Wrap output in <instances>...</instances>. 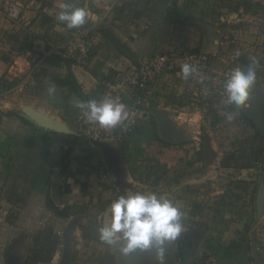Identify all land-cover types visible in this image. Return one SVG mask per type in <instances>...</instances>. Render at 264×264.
Returning a JSON list of instances; mask_svg holds the SVG:
<instances>
[{
    "label": "crops",
    "instance_id": "obj_1",
    "mask_svg": "<svg viewBox=\"0 0 264 264\" xmlns=\"http://www.w3.org/2000/svg\"><path fill=\"white\" fill-rule=\"evenodd\" d=\"M4 1L3 11L9 3L16 2L22 6L23 13L17 23L5 17L1 20L2 49L11 52L7 60H0V77L7 73L11 57L14 58L16 53L14 49L24 46L23 53L31 54L38 68L32 78L20 76L19 85L10 94H0V264L6 261L12 240L16 242L17 239L19 243L12 251L15 264H18L16 257L24 258L25 262L32 254L39 258V240L43 236H40L42 228L39 230L37 226L42 225L47 228L44 237L49 234L56 238L63 236V250L50 261L52 264H70L71 261L75 264H119L121 254L118 250L101 243L98 237L96 241L90 240L89 233L98 236L97 230L106 220L109 203L118 197L117 187L127 192H150L144 179L153 165L161 170L156 178L155 193L167 196L181 208L188 207L191 202L197 203L194 207L201 205V198L194 195L199 188L209 189L210 196L223 197L226 193L223 185L232 184L238 188L236 199L247 196L257 209L258 189L264 185V172L255 167L258 151L264 150L262 39L250 37V31H218L211 24L201 23L200 29L194 20L192 24L184 25L183 15L193 13L194 0H65V3L88 11V22L80 28H95L94 47L83 65H75L59 56L55 57L56 63H50L44 57L45 53L78 28H67L56 20L53 9L41 8L40 3L32 0ZM42 1L49 3L52 0ZM108 4H113L114 9L107 21L100 23L98 14ZM51 14L52 18L48 20L46 16ZM241 17L230 13L226 19L221 17V22L234 25L248 19ZM8 40H13L14 44ZM178 49L208 52L216 63L219 54L239 50L247 53V57L244 54L235 65L241 68L248 66L253 58L258 61V83L254 86L250 106L246 108L259 118L261 138L259 128L245 114L239 112L231 122L221 118L214 108L215 100H210L207 107L192 106L193 94L209 83L219 68L216 64L207 72L198 71L187 80L182 72L158 77L151 86L153 112L141 121L133 134L104 147L91 144L92 149H87L84 154L89 158L83 161L72 155L66 161L65 172L62 171L61 156L57 167L59 174H48L45 169L49 168L48 162L42 160L51 156L47 148L51 137L61 134L35 131L24 120L22 109L25 106L65 123L72 133L62 135L82 141L83 127L79 131L75 128L81 115L74 107L78 97L54 80L66 78L71 71L88 100L98 99L103 82L120 77L130 64L139 65L152 55ZM5 79L13 81L7 76ZM51 85L56 88L54 96L48 95ZM33 134L40 135L41 139L34 149H24L19 142ZM41 143L39 161L33 153ZM39 173L42 174L40 179H44L38 183ZM204 182L206 184L202 185ZM209 183L220 190L211 192ZM59 204H66L61 213L57 212ZM14 211L18 217L8 221L7 225L3 217L8 220L6 215ZM191 218L196 220L198 216ZM256 218L254 230L264 226V206ZM245 223L240 221L241 226ZM185 225L186 231L179 240L183 242V250L202 236L197 235L195 225L188 222ZM135 254L134 258H144L139 251Z\"/></svg>",
    "mask_w": 264,
    "mask_h": 264
},
{
    "label": "rangeland",
    "instance_id": "obj_2",
    "mask_svg": "<svg viewBox=\"0 0 264 264\" xmlns=\"http://www.w3.org/2000/svg\"><path fill=\"white\" fill-rule=\"evenodd\" d=\"M32 1L35 2L36 0ZM4 3V0H0V10L2 11L4 10ZM194 5L195 7L191 9L193 13H190L189 15H183L184 17L182 23L184 25L187 26L189 25V22L191 23L192 20H194L196 21V26L200 29H202V23L211 24L214 28L218 29V31L220 30L222 32L229 30L241 32L250 31V37H254L256 40L262 39V45H264V0H194ZM230 13H237L242 16L241 18L247 16L248 19H243V21L241 20L240 22L235 23L234 25H232L231 23L229 25L227 21L222 24L221 17H224L226 19L227 15H229ZM94 32L91 33L92 38ZM2 35V32H0L1 61L3 60V58H8L7 56L11 52L10 50L5 51L4 49H2L4 43V41H2ZM8 41H11L14 44L13 40ZM58 41L59 43H61L64 40ZM244 43L252 45V43H250L249 41H244ZM11 49L13 50L14 48L11 47ZM24 49H26L25 46L22 48L20 47V49L18 50L14 49V51H16L14 56L16 54L24 52L22 51ZM244 54L247 57V53H243L242 51H240V54H237L236 51H234L233 53L219 54L218 57L220 59L217 60V63L214 59L211 61V68L214 65L216 66V64H218L219 68L216 72L212 74L213 77H211L208 84L215 85L212 78L221 79L223 77V73H225L226 71L231 72L234 68H237L235 65L240 58H243ZM253 56L257 57V54H254ZM12 59L13 58L11 57V60ZM35 65L36 63H34V66ZM1 72L2 70L0 69V73ZM259 74L260 71H257V83ZM34 75L35 74L31 75L30 78L34 77ZM5 76L8 77L7 73L1 75L0 77V94L6 93L7 95L8 93L10 94L12 92L13 88L19 85V78L12 79L13 81H9L5 79ZM213 96L214 98L212 99L215 100V98H217V94ZM233 111H235V109H233ZM187 121H189V119ZM75 128L77 129V131H79V129L82 128L81 123L77 122ZM81 138L82 141H75L74 139H71L69 137H64L62 134L53 135V137H51L52 141L49 142V145H47L51 156H45L44 160H42L43 162H48L49 168L45 169L49 172L48 174L50 176L52 174L55 176L59 174V169L57 170V167L58 163L60 162V157L63 155H67L69 159L75 156L76 159H80L83 161H86V158H89L85 157L84 154L87 149H92V143L86 138L85 133ZM42 147L43 143H41L37 151L33 153V157H35L36 155V158H38L39 161H41V158L38 156V154L41 155V153H39V150L42 149ZM78 148L79 150L77 151ZM153 166L154 167L151 168V171L147 173L144 179L146 181L145 185L149 186L147 188L150 192L156 191V178L158 177V173L161 172V170L157 169L155 165ZM40 168L43 172H45L43 166H40ZM39 174L40 176L37 179L38 183L39 181L41 182L44 179H40L42 174ZM205 184V182L202 183V185ZM9 186H11V183H9ZM208 186L211 189V192L214 190H220V188H215L213 185H210V183L208 184ZM223 188L226 189V193L223 195L225 199L223 197H219L221 195L210 196V192L208 191L209 189L199 190V188L197 192L194 193V195H196L197 199L201 198V205H195L194 207V204L197 203L191 202L188 207L182 208V210L186 213L183 222H188L189 224L195 225L197 235H202L200 237L198 236V239L196 240V242H194V245H188L184 248V263H187L189 261L190 264H205L206 261L210 258H217L224 264H252L254 260V253L256 252L260 257V264H264V226L254 230L257 221V209L253 207L251 201L247 196L246 199L244 196L242 199H236L235 192L238 190V188L236 189V187L232 186V184H230V186L223 185ZM117 191L119 192L118 196L127 193V191L123 190L122 188L117 189ZM229 193H231V195H227ZM212 198L215 199L210 201ZM57 212L61 213L62 211L57 210ZM192 215L193 217H196L197 215L198 218L196 220H192ZM6 216L8 217V220L4 219L3 217V222H6L7 225H9L8 223L11 222L14 218L16 219L18 217L16 215V211ZM102 217L101 220H103ZM240 221L246 222L245 225L242 224L241 226ZM237 226H240V229H238ZM37 227L39 230L41 228V230L44 229V231L40 230V233H42L40 236H43V239L39 240L41 243V249L38 247L39 250L37 252V255L41 254V256L39 258H36L34 257L35 255L32 254V258H28L26 262L24 258L16 257L18 264H39L38 262H41L42 264H52L50 261L55 258V255L58 254V251L61 252L63 250V236L61 238L60 236L56 238L52 234H49L46 238L44 237V234L46 233L45 231L47 228H44L43 225L41 227ZM20 234H22V232ZM89 235L90 240L96 241L95 239L98 237L97 234L89 233ZM216 238L217 241L215 240ZM194 239H196V237ZM238 241H243L245 243V250L240 253L231 252L229 250L230 246L233 244V242ZM243 242H241L240 244L243 245ZM11 243H13L15 249L17 244L19 243V240L17 239L16 242L12 240ZM140 253L144 254V258H134L136 255L135 252L130 253L129 264H158V260L156 258L154 250L151 252ZM25 254L26 252H24V255ZM11 258L13 260V264H15V258H13L12 252ZM5 260L6 261L3 262V264H9L6 258ZM70 264H75V261H71ZM164 264H180L178 260V242L170 244L166 248Z\"/></svg>",
    "mask_w": 264,
    "mask_h": 264
},
{
    "label": "clouds",
    "instance_id": "obj_3",
    "mask_svg": "<svg viewBox=\"0 0 264 264\" xmlns=\"http://www.w3.org/2000/svg\"><path fill=\"white\" fill-rule=\"evenodd\" d=\"M55 18L67 28L75 29L88 22L89 13L85 8L64 3ZM257 65L258 61L253 58L248 66L234 68L223 82L221 104L235 109L227 115L229 122L236 118L239 110L250 106L252 90L257 83ZM197 71V67L190 63L181 66L185 80ZM55 92V85H51L48 95L54 96ZM74 107L89 123L105 129L118 126L129 115L126 105L111 96L78 100ZM185 216L180 205L165 195L129 191L109 203L106 220L97 230L98 239L117 249L121 255L154 250L158 264H164L166 248L179 241L186 231Z\"/></svg>",
    "mask_w": 264,
    "mask_h": 264
},
{
    "label": "built area",
    "instance_id": "obj_4",
    "mask_svg": "<svg viewBox=\"0 0 264 264\" xmlns=\"http://www.w3.org/2000/svg\"><path fill=\"white\" fill-rule=\"evenodd\" d=\"M113 9V4H108L102 9V12L98 14L100 23H104L109 18ZM22 13L23 8L20 4L16 2L9 3L5 11L0 10V27L3 17L13 23H17L20 21ZM94 31L95 28L92 26L78 28L65 41L47 51L44 57L59 56L75 65L85 64L94 47L91 35ZM236 53L240 54V51L236 50ZM213 58L211 54L205 51L178 49L152 55L139 65L130 64L120 77L103 82V89L98 98L111 96L118 102L124 103L129 113L128 118L114 128L105 129L89 123L81 115L79 122L83 127L86 138L92 144H116L121 142L126 136L133 134L140 126L141 121L150 115L154 100V92L151 86L158 77L181 72V66L185 63L193 64L198 71L206 72L211 69L210 65ZM219 59L218 57L217 60ZM34 63L36 62L31 54L23 52L16 54L9 65L7 75L10 79H16L20 76L30 78L35 73L36 68H38L37 64L34 66ZM229 74L230 71H226L221 79L212 78L215 85L208 84L198 88L193 94L192 106H207L209 100L214 98L213 95L217 94L214 108L221 118H227L228 113L233 111V108L222 105L221 98L223 95V82L225 81L223 79H226ZM255 167L264 172V151L255 159ZM117 188L120 189L119 187ZM65 208L66 204L57 206V210L62 212ZM205 264L224 263L217 258H210Z\"/></svg>",
    "mask_w": 264,
    "mask_h": 264
},
{
    "label": "water",
    "instance_id": "obj_5",
    "mask_svg": "<svg viewBox=\"0 0 264 264\" xmlns=\"http://www.w3.org/2000/svg\"><path fill=\"white\" fill-rule=\"evenodd\" d=\"M151 112H153V109L150 111V113ZM239 112L248 116V118L252 120L253 123L259 128L261 132L260 134V138H261L262 137V126L260 124L259 118L255 116L250 109H247V108H243L239 110ZM22 114L25 118L31 121L34 125L44 129L45 131H50V132H54L58 134H71L72 133L65 123L60 122L38 111L37 109L31 106H25L22 109ZM260 138L258 140H260ZM94 144L99 147H104L107 145L105 143H94ZM263 206H264V185L261 184L258 189V194L256 198V207H257L258 214L262 211ZM13 250H14V245L12 244L9 246L8 251H7V261L9 264H13V260L11 258V252ZM183 256H184V251L181 248L179 251L180 264H184ZM129 257H130V254L121 255L119 264H129V260H130ZM252 264H260V257L258 256L256 252L254 253V260Z\"/></svg>",
    "mask_w": 264,
    "mask_h": 264
},
{
    "label": "trees",
    "instance_id": "obj_6",
    "mask_svg": "<svg viewBox=\"0 0 264 264\" xmlns=\"http://www.w3.org/2000/svg\"><path fill=\"white\" fill-rule=\"evenodd\" d=\"M35 3H40V6L41 8H44L46 7V9H53L54 12H53V15L56 16V13L57 11L60 10V7L62 4L65 3V0H52L51 2L49 3H46V2H43L42 0H36ZM46 17H49V19L52 18V14L51 16H46ZM31 48V47H30ZM32 49V48H31ZM56 56H50V57H47V61L50 62V63H56ZM4 60H7L6 58H3ZM242 59V58H241ZM54 82L59 85L60 87H67L71 92L75 93L76 96L78 97V100L80 101H87L89 98L88 96H86L82 90H81V87L80 85L78 84L75 76L72 74V72L70 71L68 73V75L66 76V78L64 79H56L54 80ZM103 89V88H102ZM211 101H213V99H210ZM209 100V102H210ZM209 105V104H208ZM203 106V105H202ZM24 120L28 123H30L34 130L35 131H39V132H44L45 130L40 128V127H37L36 125H34L31 121L27 120L24 118ZM219 121V120H218ZM48 134H54V132H50V131H45ZM40 135H30V136H27L25 138H23L19 144L23 146L24 149H27V150H31V149H34L38 143V141L40 140ZM16 141V140H15ZM264 150L263 149H260L257 153L258 157L262 154ZM69 159V157L67 155H63L62 156V160H61V163H62V171L65 172L68 165H66V161ZM243 242V241H241ZM241 242H233V244L230 246L229 250L231 252H236V253H240L242 251H244V247H245V243L242 245L240 244Z\"/></svg>",
    "mask_w": 264,
    "mask_h": 264
},
{
    "label": "flooded vegetation",
    "instance_id": "obj_7",
    "mask_svg": "<svg viewBox=\"0 0 264 264\" xmlns=\"http://www.w3.org/2000/svg\"><path fill=\"white\" fill-rule=\"evenodd\" d=\"M183 242H181V241H179L178 242V256H179V251H180V249L182 248V250H183V244H182ZM184 251V250H183Z\"/></svg>",
    "mask_w": 264,
    "mask_h": 264
}]
</instances>
